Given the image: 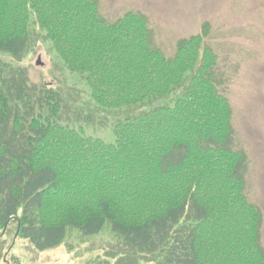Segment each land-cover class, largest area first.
<instances>
[{
  "label": "trees",
  "instance_id": "16d2710c",
  "mask_svg": "<svg viewBox=\"0 0 264 264\" xmlns=\"http://www.w3.org/2000/svg\"><path fill=\"white\" fill-rule=\"evenodd\" d=\"M32 17L102 108L184 89L171 107L117 122L107 143L63 124L59 88L0 62V229L16 223L18 236L43 251L70 229L90 238L109 224L127 250L120 264L134 255L264 264L262 212L246 194V156L232 146L233 112L206 33L182 39L168 58L152 47L143 14L107 23L98 0H0L1 53L29 51Z\"/></svg>",
  "mask_w": 264,
  "mask_h": 264
},
{
  "label": "rangeland",
  "instance_id": "374dc122",
  "mask_svg": "<svg viewBox=\"0 0 264 264\" xmlns=\"http://www.w3.org/2000/svg\"><path fill=\"white\" fill-rule=\"evenodd\" d=\"M99 13L115 23L129 12L146 16L152 31L151 45L168 58L182 39L206 33V45L217 57L216 78L232 108V146L246 156V194L263 216L264 248V0H98ZM29 51L20 59L0 52V62L27 71L35 85L52 84L65 97L63 124L82 127L88 137L115 143L114 126L127 117L158 107H171L183 87L144 104L106 109L96 105L79 74L71 73L32 17ZM41 59V66L37 65ZM189 74L186 75V82ZM127 250L107 224L95 237L68 230L60 246L40 251L20 237L16 223L0 229V264H120ZM133 264H161V258L134 255ZM157 262V263H156Z\"/></svg>",
  "mask_w": 264,
  "mask_h": 264
},
{
  "label": "water",
  "instance_id": "95a60500",
  "mask_svg": "<svg viewBox=\"0 0 264 264\" xmlns=\"http://www.w3.org/2000/svg\"><path fill=\"white\" fill-rule=\"evenodd\" d=\"M37 65H38V66H41V65H42V63H41V59H40V58H39L38 61H37Z\"/></svg>",
  "mask_w": 264,
  "mask_h": 264
}]
</instances>
